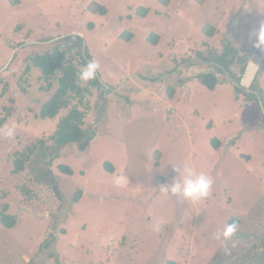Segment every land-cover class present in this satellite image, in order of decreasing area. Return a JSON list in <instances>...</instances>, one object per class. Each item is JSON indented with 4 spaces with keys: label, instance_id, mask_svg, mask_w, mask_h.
I'll return each instance as SVG.
<instances>
[{
    "label": "rangeland",
    "instance_id": "374dc122",
    "mask_svg": "<svg viewBox=\"0 0 264 264\" xmlns=\"http://www.w3.org/2000/svg\"><path fill=\"white\" fill-rule=\"evenodd\" d=\"M15 1L0 0V211L7 204L17 219L0 221V264H264V49L249 39L264 0ZM66 36L81 38L101 85L85 94L88 107L71 100L89 144L55 155L58 118L39 108L58 83L44 90L29 60ZM226 47L237 62L227 72L214 63ZM186 166L213 179L208 198L161 191ZM233 218L235 235L217 239Z\"/></svg>",
    "mask_w": 264,
    "mask_h": 264
},
{
    "label": "trees",
    "instance_id": "16d2710c",
    "mask_svg": "<svg viewBox=\"0 0 264 264\" xmlns=\"http://www.w3.org/2000/svg\"><path fill=\"white\" fill-rule=\"evenodd\" d=\"M16 0L15 2H18ZM164 5H169L170 0H160ZM94 12H100L102 14L106 13V9L103 6H93L90 8ZM150 9L144 6L138 7L136 9V15L139 17H146L150 13ZM214 31V27L207 24L203 27V32L207 33L209 36ZM134 34L131 31H126L120 34L121 38L125 40H131ZM76 38L66 36L60 39V41L48 45L42 52L34 54L29 61L31 65L40 69L42 79L44 84L42 88L44 90H49L54 81L58 83L55 91L52 93L50 98L45 101L39 108V116L41 119H55L58 118L57 127L55 132L51 135L55 146L52 149L55 151V155L67 145L77 144L79 148H86L90 142L89 133L85 127V111L81 110L77 105H72L71 100L76 98L77 104H83L85 107L84 97L85 94H91L92 89L95 87H100V82L97 78L90 80L84 86L81 85L82 82L78 79V73L80 68L77 67L76 58L79 57L78 62L83 67L86 63V52L83 47V41L79 36ZM148 40L154 44H158L160 41V36L156 33H150L148 35ZM22 51V50H21ZM20 51V52H21ZM234 49L232 47H226V50L217 55L214 63L217 67L222 70H229L237 62L234 61ZM264 60V59H263ZM31 65L25 67V73L30 71ZM246 67V66H245ZM245 67L242 69V74H244ZM264 74V61L261 62V66L257 70V74ZM216 72H207L202 81L209 87H215L217 82ZM264 82V78H263ZM0 83H2V78L0 77ZM254 83V81H252ZM4 90V89H3ZM62 110L67 112L64 115H60ZM6 117L0 118V127L5 123ZM43 142V140L41 141ZM212 142L216 148H218L221 143L217 138L212 139ZM28 151V152H27ZM17 152V156L13 161L12 173L17 174L24 170L25 163L28 158L33 154V147H29V150ZM63 170L68 171L67 167ZM8 205L4 204V207L0 211V221L5 227H13L16 224V217L8 214ZM238 223L237 218H233L232 223ZM55 241L53 235L48 237L46 244H51ZM170 264H174L170 262Z\"/></svg>",
    "mask_w": 264,
    "mask_h": 264
},
{
    "label": "clouds",
    "instance_id": "9594fccd",
    "mask_svg": "<svg viewBox=\"0 0 264 264\" xmlns=\"http://www.w3.org/2000/svg\"><path fill=\"white\" fill-rule=\"evenodd\" d=\"M253 40L255 48L264 49V23L259 26V29L249 36ZM100 65L95 60L86 63L78 73L80 82L87 84L90 80L95 79ZM177 173L172 183L162 185L161 191L165 194L170 193L173 196L188 200L191 202H198L210 196L213 179L203 173H196L191 167H184L182 169L174 168ZM238 230V225L233 222L226 224L222 232L216 233L217 239L225 241L231 239Z\"/></svg>",
    "mask_w": 264,
    "mask_h": 264
},
{
    "label": "flooded vegetation",
    "instance_id": "af4514ba",
    "mask_svg": "<svg viewBox=\"0 0 264 264\" xmlns=\"http://www.w3.org/2000/svg\"><path fill=\"white\" fill-rule=\"evenodd\" d=\"M201 72H202V71H201ZM207 72H211V71H207ZM207 72H206V73H207ZM186 73H187V72H186Z\"/></svg>",
    "mask_w": 264,
    "mask_h": 264
},
{
    "label": "crops",
    "instance_id": "0c3cea01",
    "mask_svg": "<svg viewBox=\"0 0 264 264\" xmlns=\"http://www.w3.org/2000/svg\"><path fill=\"white\" fill-rule=\"evenodd\" d=\"M256 74H257V72H256ZM243 75V74H242Z\"/></svg>",
    "mask_w": 264,
    "mask_h": 264
}]
</instances>
